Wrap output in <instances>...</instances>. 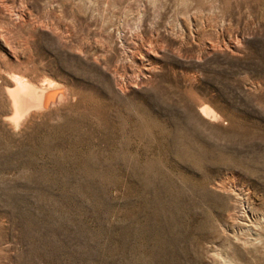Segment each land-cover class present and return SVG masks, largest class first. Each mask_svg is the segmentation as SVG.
Here are the masks:
<instances>
[{"label":"rangeland","instance_id":"1","mask_svg":"<svg viewBox=\"0 0 264 264\" xmlns=\"http://www.w3.org/2000/svg\"><path fill=\"white\" fill-rule=\"evenodd\" d=\"M0 264H264V0H0Z\"/></svg>","mask_w":264,"mask_h":264},{"label":"bare ground","instance_id":"2","mask_svg":"<svg viewBox=\"0 0 264 264\" xmlns=\"http://www.w3.org/2000/svg\"><path fill=\"white\" fill-rule=\"evenodd\" d=\"M23 81L24 80L15 82L14 88L10 91L9 96L11 97L13 112V116L11 118L12 120L22 121L23 119L24 122V119L29 116L30 112L34 110L37 111V109L41 110L42 108H46L49 104L61 100L65 95L62 89H58L51 83V85L49 84V86H47L46 88H36L32 84ZM203 113L206 116L208 115L212 117V119L217 117L214 110L209 107H205L203 109ZM10 122L12 123V121Z\"/></svg>","mask_w":264,"mask_h":264}]
</instances>
